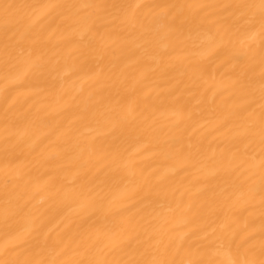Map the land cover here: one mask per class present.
I'll list each match as a JSON object with an SVG mask.
<instances>
[{"label":"snow or ice","instance_id":"snow-or-ice-1","mask_svg":"<svg viewBox=\"0 0 264 264\" xmlns=\"http://www.w3.org/2000/svg\"><path fill=\"white\" fill-rule=\"evenodd\" d=\"M135 40L142 43L132 46ZM113 46L127 47L143 65L130 85L131 98L118 91L121 98L113 104L101 84L95 102L76 104L64 118L66 125L63 120L51 124L50 133L63 130L41 149L43 141L31 134L36 105L28 101L58 95L62 61L71 53L86 60L99 56L118 68L123 57H116ZM157 60L179 77L176 86L161 90L177 117L172 126L178 136L196 115L189 101L209 64L220 60L227 69L222 89L210 99L201 95L196 103L207 104L216 128L228 133L219 154L228 163L214 164L195 193L167 188V175L150 178L132 170L130 158L123 161L128 171L119 178L88 175L93 161L120 156L128 138L158 141L167 135L157 118L163 114L151 67ZM74 71L91 72L95 82L104 78L103 69L94 71L87 63ZM0 76L5 82L0 88V222L6 237L0 264H264V0H0ZM180 84L187 95L177 91ZM221 92L227 95L218 104ZM92 122L110 126L103 136L84 137L79 127ZM202 150L201 145L185 158L194 159ZM33 154L45 162L61 161L57 168L63 175L53 169L41 181L32 169L25 170L23 160ZM175 154L184 157L185 147ZM116 186L144 195H127L128 202L117 205ZM45 191L61 203H75L82 213L54 235L49 217L37 207L44 197H36Z\"/></svg>","mask_w":264,"mask_h":264},{"label":"bare ground","instance_id":"bare-ground-1","mask_svg":"<svg viewBox=\"0 0 264 264\" xmlns=\"http://www.w3.org/2000/svg\"><path fill=\"white\" fill-rule=\"evenodd\" d=\"M9 2L19 3H39L41 0H9ZM55 2V0H53ZM79 2H100V3H115V2H129V0H79ZM132 2H145V0H132ZM147 2L154 3H218V2H239V0H147ZM54 37L53 39H57ZM131 39V38H129ZM141 40H135L134 44H141ZM164 41H161L163 46ZM116 51V57H123L119 63V67L113 70V65L108 64L107 60L102 59L99 56L88 58L87 60L80 56L78 53H71L68 55L66 61H62L63 71L59 77L60 84L57 86L58 95L52 96L47 99L34 98L28 101V104L35 103L36 107L33 112L37 116V122L32 129V139L37 141H43L40 144L41 149H46V146L50 141L56 140V135L59 131L63 130V127L57 130L56 133H50L51 124L55 121L63 120V124L66 125L67 121L65 117L75 111L74 106L80 104L81 106L89 103H93L98 99L96 91L100 88L101 84H105V96L111 98L112 103L119 100L121 97L116 95L119 91L121 96L125 93L131 98L130 85L133 83L135 76L139 74V71L143 67L141 64L136 63V56L128 52V48H120L113 46ZM81 63H87L93 66L94 71H100L103 69L104 78L100 82H95L90 79L91 72H78L74 71L76 65ZM151 67L155 69L156 75L153 77L156 81L157 91L168 89L169 87L176 86V80L179 79L175 71L165 72L164 66L156 62L151 64ZM226 66H221V61L217 60L215 63L209 64L208 75L205 81L200 82L197 88L193 89L196 96L189 101L188 107L196 113L191 121H188L186 131L182 135H177L176 129L172 126V122L177 119L173 114V109L170 106L165 94L161 92L157 103L160 105V113L157 114L158 122L163 126L164 133L159 140L152 141H137L132 138H128L125 143L120 145V156L114 160L109 161H93L88 172L89 176L95 174L97 179L104 178L107 174L110 177L119 178L128 171L123 169L121 165L124 160L131 159L134 162L133 169L137 172L143 170L144 175L154 178L157 175H167L166 181L167 188H178L180 191L187 189L190 193H195L202 186V182L205 177L210 173L214 164L219 166L221 163L227 165V160L221 161L219 158L220 152L225 148L227 144L226 137L228 133L222 128H216V117L208 110V105H197V100L201 95H205L207 98H211L213 92L222 89L225 81L224 73L226 72ZM161 73H164L161 75ZM108 77H111L110 79ZM175 77V79H173ZM4 80L0 76V88L4 87ZM177 91L185 92L183 84L177 86ZM155 95V94H154ZM185 95L187 93L185 92ZM227 93L221 92V95L216 97V102L219 104L223 96ZM3 103L0 102V113L3 111ZM28 107V105H25ZM104 108L109 107L107 100L104 101ZM36 109H40L39 112ZM67 109V111H63ZM59 113V115H56ZM110 125L97 126L95 122L86 124L79 127V132L84 137L89 135L103 136ZM93 131L90 133L88 129ZM0 130H2V124H0ZM47 137L46 139H44ZM183 145L185 147V156H177L176 150ZM203 146V150L199 154L195 155L194 159H187V153L189 151L196 153L197 149ZM258 151V147H257ZM23 159V158H22ZM62 163L57 160H50L45 162L40 159L39 156L33 154L28 156L26 160H23L25 170L32 169V174L38 176L41 181L47 177L44 175L46 172H51L53 169L60 171L63 175V171L57 168V165ZM2 168V164H0ZM100 169V171H97ZM75 172L76 169H72ZM70 180L71 177L69 176ZM66 188H70V184L65 185ZM2 194V193H0ZM112 195L117 197L116 204L127 203L124 198L127 195H132L133 199H136L144 195V192H136L134 195L129 191L124 192L120 186H116L112 190ZM44 197L42 203H37V207L41 211H45L49 217L47 227L53 230V235L60 228L64 227V224L69 218L79 220L82 213L79 212L75 203L71 201L61 203L60 198L53 197L49 192H41L40 196L36 197V201L40 200V197ZM179 196V192L176 193ZM34 201V203H36ZM95 217H93L94 219ZM87 220V217H84ZM6 237L4 236L2 222H0V245L5 243Z\"/></svg>","mask_w":264,"mask_h":264}]
</instances>
